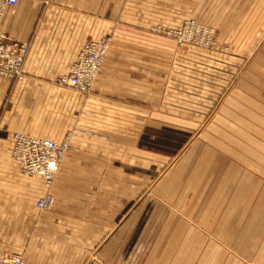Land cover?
<instances>
[{
  "label": "crops",
  "instance_id": "obj_1",
  "mask_svg": "<svg viewBox=\"0 0 264 264\" xmlns=\"http://www.w3.org/2000/svg\"><path fill=\"white\" fill-rule=\"evenodd\" d=\"M188 18L244 35L236 58L255 59L244 132L231 116L211 120L216 94L188 66L215 53L180 50L156 30ZM1 29L28 54L22 79L0 76V255L24 264H264V0H18ZM104 36L112 41L91 93L58 84L81 47ZM13 132L70 135L49 190L20 173ZM46 193L48 211L36 207Z\"/></svg>",
  "mask_w": 264,
  "mask_h": 264
},
{
  "label": "built area",
  "instance_id": "obj_2",
  "mask_svg": "<svg viewBox=\"0 0 264 264\" xmlns=\"http://www.w3.org/2000/svg\"><path fill=\"white\" fill-rule=\"evenodd\" d=\"M17 2L18 0H0V76L13 80L24 77L23 65L28 54V44L8 39L1 29V24L5 10L15 6ZM160 31L173 38L178 46L187 43L203 46L212 44L213 31L202 27L194 20L186 21L177 29L162 28ZM111 41L110 36H104L99 40L86 42L67 72L58 78V84L81 94H90ZM11 138V157L20 173L26 177L40 178L49 190L69 147L70 135L61 141H55L13 132ZM52 205L53 197L49 193L36 201V207L40 210L48 211ZM0 264H24V259L17 254H4L0 255ZM93 264L102 263L95 261Z\"/></svg>",
  "mask_w": 264,
  "mask_h": 264
},
{
  "label": "rangeland",
  "instance_id": "obj_3",
  "mask_svg": "<svg viewBox=\"0 0 264 264\" xmlns=\"http://www.w3.org/2000/svg\"><path fill=\"white\" fill-rule=\"evenodd\" d=\"M188 20H194L202 27L213 31L212 44L210 46L194 45L190 43L184 46H178L175 42L176 47L180 50L186 49L189 46H194L215 53V55L194 60V62H192L193 64L188 65L195 69L196 73L194 78H196V80H199L202 84H209L208 87L210 90L206 93H209L210 96L214 93L216 94L217 104L210 108L208 115L211 116L212 121L216 120V117L217 120L219 118L223 120V118H230L229 116H231L232 119L227 120H229V124L234 128L233 130H241L244 132V97L245 99H251L253 97L252 92L248 93L244 91V81L248 82L247 77L249 76L245 74V72L248 65L255 61L253 58H236V56H240L239 54H244V35L233 34L234 36H228L222 34L216 27L199 23L193 18L186 19L183 24ZM183 24L181 26H183ZM162 28L177 29L168 27L156 28L157 32L162 35H164L160 31ZM230 37L231 40L226 39ZM171 39L174 40L173 38ZM210 96L205 97L208 98ZM228 100L237 102L238 105H236V103L229 105ZM206 124L208 125L209 123L206 122L205 125ZM232 138L234 143H242L244 147V135L232 133ZM227 140L228 139H224L222 141L227 142ZM233 150L236 153H241V149Z\"/></svg>",
  "mask_w": 264,
  "mask_h": 264
}]
</instances>
